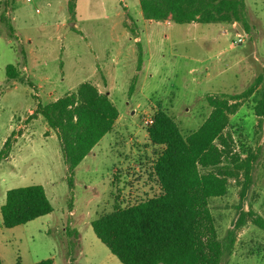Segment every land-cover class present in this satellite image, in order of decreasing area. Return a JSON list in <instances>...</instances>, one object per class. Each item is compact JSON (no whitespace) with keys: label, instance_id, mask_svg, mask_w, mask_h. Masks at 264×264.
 Segmentation results:
<instances>
[{"label":"rangeland","instance_id":"374dc122","mask_svg":"<svg viewBox=\"0 0 264 264\" xmlns=\"http://www.w3.org/2000/svg\"><path fill=\"white\" fill-rule=\"evenodd\" d=\"M7 1L0 0V150L11 138V152L0 164V207L9 190L40 185L54 211L15 228L1 225L2 262L35 264L53 258L55 264H122L91 224L116 206L155 193L147 167L155 150L143 114L166 111L187 135L211 112L207 96L248 88L264 69V0H244L241 43L236 24L147 21L139 0H76L74 16L68 13V0H15L6 6ZM4 12L14 27L12 38L1 20ZM125 30L132 37L141 32L144 52L132 95L140 47L130 49L128 38L120 44ZM121 48L126 51L123 67L114 82L115 67L104 65ZM8 65L19 69L26 82L9 81ZM86 81L103 93L113 89L120 118L75 168L70 188L57 134L35 110L38 103L55 101ZM257 97L243 105L227 130L242 157L259 148L254 184L243 201L241 178L230 180L226 196L210 199L220 239L235 231L234 248L223 264H264V231L247 214L264 218V120L259 128Z\"/></svg>","mask_w":264,"mask_h":264},{"label":"trees","instance_id":"16d2710c","mask_svg":"<svg viewBox=\"0 0 264 264\" xmlns=\"http://www.w3.org/2000/svg\"><path fill=\"white\" fill-rule=\"evenodd\" d=\"M14 1H7L6 6ZM139 5L147 21L238 24L243 29L246 20L244 0H139ZM67 9L74 16L76 0H68ZM1 20L12 38L14 27L6 12ZM142 62L140 49L138 71ZM6 74L9 81L26 82L15 66L8 65ZM135 85L136 78L132 80L130 95ZM256 93L254 114L261 128L264 69L241 93L207 96L211 112L198 129L187 135L166 111L158 110L153 115L147 133L155 151L147 167L155 193L139 197L125 207L116 206L91 224L97 238L122 264H223L225 256L232 253L235 231L230 230L224 241L220 239L210 199L226 196L230 180L240 182L241 178L243 201L254 184L260 150H249L242 157L235 151L233 136L227 130L232 118ZM35 114L42 116L57 134L70 173V188L75 168L114 130L120 116L109 94L100 92L92 81L81 83L75 91L56 101L38 103ZM10 152L11 138H8L0 150V164ZM53 211L43 186L13 188L0 207V226L15 228ZM247 214L264 231V218L255 216L253 211ZM242 225L240 221L236 226ZM0 264H3L1 256ZM35 264H55V261L49 258Z\"/></svg>","mask_w":264,"mask_h":264},{"label":"crops","instance_id":"0c3cea01","mask_svg":"<svg viewBox=\"0 0 264 264\" xmlns=\"http://www.w3.org/2000/svg\"><path fill=\"white\" fill-rule=\"evenodd\" d=\"M28 1H31V0H27V2ZM142 15V14H141ZM143 16V15H142ZM237 32H238V34H240V35H244L245 34V32H244V34H242L240 31H239V29H237ZM224 33L226 34L227 33V31H224ZM130 33L127 31V30H125V32H123V35L121 36V38H120V44H123L124 45V41H125V38H128V39H130L132 42H131V48L130 49H133V47H134V45H138V48H139V50L141 49V53H142V57L144 56V52H143V45H142V42H141V40H142V38H141V32L140 33H136V34H134V37H132V36H130L129 35ZM145 34H147V35H150V32H146ZM147 43L149 44V42H150V38H149V36H147ZM125 50H123V48H121V49H119L117 52H116V57H114L113 55H108L107 57H106V60L109 62V64H107V62L105 63V65H104V67H106V66H110V67H115V71H114V73H115V76L114 77H112V79H113V81L115 82V80H116V75H117V70L121 67H123V65H121V61H122V59H123V57H124V54H125ZM118 57V58H117ZM143 63L144 62H142V66H141V70H137L136 71V74L132 77L133 79L134 78H136L137 76H139L140 74H141V72H142V69H143ZM119 65V66H118ZM107 68V67H106ZM26 69V68H25ZM111 69V68H110ZM132 79V80H133ZM33 85V84H32ZM115 85V84H114ZM107 87H109L108 85H107ZM106 87V88H107ZM115 88V87H114ZM113 90V89H112ZM111 89H109L108 91H107V93L109 94V97H110V99L112 100L113 98H112V93H113V91H112ZM59 99V98H58ZM57 100V99H56ZM55 100V101H56ZM113 101V100H112ZM139 106V105H138ZM119 118H120V116H119ZM119 118H118V120H119ZM117 120V121H118ZM117 123V122H116Z\"/></svg>","mask_w":264,"mask_h":264},{"label":"built area","instance_id":"2783aa9c","mask_svg":"<svg viewBox=\"0 0 264 264\" xmlns=\"http://www.w3.org/2000/svg\"><path fill=\"white\" fill-rule=\"evenodd\" d=\"M243 41L242 35H239L238 42L241 43ZM143 125L149 127L153 124V117L147 116L143 114Z\"/></svg>","mask_w":264,"mask_h":264},{"label":"water","instance_id":"95a60500","mask_svg":"<svg viewBox=\"0 0 264 264\" xmlns=\"http://www.w3.org/2000/svg\"><path fill=\"white\" fill-rule=\"evenodd\" d=\"M236 26H237V29H239V31H240L242 34H244V30L241 28V26L238 25V24H236Z\"/></svg>","mask_w":264,"mask_h":264}]
</instances>
